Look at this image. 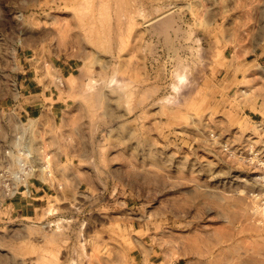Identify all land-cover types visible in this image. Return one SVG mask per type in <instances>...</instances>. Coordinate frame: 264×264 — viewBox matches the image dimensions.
I'll list each match as a JSON object with an SVG mask.
<instances>
[{"label": "rangeland", "instance_id": "1", "mask_svg": "<svg viewBox=\"0 0 264 264\" xmlns=\"http://www.w3.org/2000/svg\"><path fill=\"white\" fill-rule=\"evenodd\" d=\"M259 47L264 0H0V89L66 72L30 65L57 192L0 208V264H264Z\"/></svg>", "mask_w": 264, "mask_h": 264}, {"label": "crops", "instance_id": "2", "mask_svg": "<svg viewBox=\"0 0 264 264\" xmlns=\"http://www.w3.org/2000/svg\"><path fill=\"white\" fill-rule=\"evenodd\" d=\"M261 52L262 49L257 54L262 58L263 54H261ZM19 62L22 66V72H17L14 74V70H11V73L4 76V79L9 80V85H12L13 87L6 91L0 89V114H7L11 118H18L20 120L29 118L34 120V122H42V124L48 128V123H50V121L48 122L46 117H53L56 121L59 113L63 111V104L60 102V100H58L59 95L57 93H59V87L57 83L49 81V78L45 79L46 82L41 86V88L40 86H37L34 83L37 72H34L30 65L34 63H38L40 66L49 65L57 70V72L60 71L59 74H61L63 77L66 74L64 71L65 67H57L55 62L49 61L47 59L38 60L30 57L20 58ZM17 65H19L18 62ZM40 75H46L45 67L42 70L40 68ZM58 78L60 79L61 76L56 78V82L59 81ZM49 98H52L53 102H50ZM2 127L3 128L1 130L4 131L7 126L5 124ZM49 192L50 196H53V193L57 192V189L53 183H48L45 178L34 179L31 183V197L28 198L24 194L22 196H17L12 200L3 202L0 201V208L8 204L11 205L13 209L23 214V216L14 217L8 221L22 220L26 223H29L27 220L28 217L24 216V213H29V211L34 209L35 206H39V204L45 200V194H49ZM49 224L54 223L49 222ZM41 247L42 243H39L40 250L42 249Z\"/></svg>", "mask_w": 264, "mask_h": 264}, {"label": "built area", "instance_id": "3", "mask_svg": "<svg viewBox=\"0 0 264 264\" xmlns=\"http://www.w3.org/2000/svg\"><path fill=\"white\" fill-rule=\"evenodd\" d=\"M42 126L29 118L0 114V201L30 195L36 174L50 175L51 153L40 138Z\"/></svg>", "mask_w": 264, "mask_h": 264}, {"label": "bare ground", "instance_id": "4", "mask_svg": "<svg viewBox=\"0 0 264 264\" xmlns=\"http://www.w3.org/2000/svg\"><path fill=\"white\" fill-rule=\"evenodd\" d=\"M240 253V252H239ZM231 258H233V257H231ZM225 260H226V258H225ZM224 261V260H223ZM223 263V262H222ZM232 263V262H231ZM215 264H217V263H215Z\"/></svg>", "mask_w": 264, "mask_h": 264}]
</instances>
